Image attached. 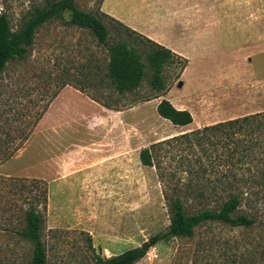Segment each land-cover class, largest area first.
Here are the masks:
<instances>
[{"label": "rangeland", "instance_id": "rangeland-1", "mask_svg": "<svg viewBox=\"0 0 264 264\" xmlns=\"http://www.w3.org/2000/svg\"><path fill=\"white\" fill-rule=\"evenodd\" d=\"M100 2L75 0L80 10L92 13L100 11ZM43 4V0H0V15L7 14L13 31H18L33 6ZM70 19L71 13L66 12L43 25L27 58L10 62L0 76V264H31L33 245L19 235L26 227L30 190L33 195L47 190V209L37 206L46 216L49 264H90L86 232L98 253L112 257L167 230L170 213L162 184L156 170L144 167L139 159L141 149L169 138L173 126L156 110L164 97L176 106L188 107L198 129L264 112V25L250 27L247 42L223 44L216 57L196 60V66L183 74L179 62L168 64L167 90L163 97L154 98L157 92L150 84V72L135 92L117 93L107 75V48L91 30L70 24ZM105 22L110 45L128 40L144 48L139 38L127 36L116 21L105 18ZM66 84L115 109H131L135 124L129 134L137 140L136 160L120 164L118 171L100 172L102 185L63 182L50 187L49 171L42 170L43 162L34 161L42 154L48 158L49 152L47 140L34 139V130L51 99ZM242 138L254 152L263 153L264 145L255 147V143L258 138L264 143V132L260 137ZM208 147L213 156L224 151ZM195 155L191 156L194 160L202 157L204 166H209L198 147ZM172 160L169 155L163 163L171 170L177 165ZM239 166L231 171V166L214 164L198 177L193 192L184 197L186 211L193 214L204 207L215 208L234 190L244 193L243 213L257 219L254 227L210 222L198 228L194 238L160 242L137 264H264V173L257 161ZM64 175L62 171L59 177ZM32 180L43 184L32 186Z\"/></svg>", "mask_w": 264, "mask_h": 264}, {"label": "trees", "instance_id": "trees-1", "mask_svg": "<svg viewBox=\"0 0 264 264\" xmlns=\"http://www.w3.org/2000/svg\"><path fill=\"white\" fill-rule=\"evenodd\" d=\"M43 1V6H33L18 31H13L7 14L0 15V76L10 62L27 58L30 48L34 45L36 33L43 25L61 17L66 12L71 13L70 24L91 30L98 41L107 48L110 54L107 75L119 94L125 95L138 90L150 72V84L157 92L154 98L163 97L167 90V78L164 74L167 65L175 61L179 62L181 74L188 65L186 58L114 19L127 36L139 38L144 48L129 44L128 40L116 41L110 45L108 40L110 31L105 22V18L110 17L100 11L98 13L82 11L76 6L75 0ZM91 98L108 109H115L106 102L92 96ZM157 112L160 117L174 126H187L194 121L190 111L177 109L167 99L159 103ZM263 132L264 112H260L187 131L143 148L139 154L140 162L144 167L154 168L157 172L170 213V225L165 232L152 236L141 246L112 257H104L98 253L93 246L92 236L86 232L90 264H137L148 255L151 248L160 242L178 238H194L196 230L210 222L228 224L233 228L254 227L257 219L243 213L244 193L242 192L233 190L228 199L215 208L204 207L193 214L186 211L184 197L193 192L196 179L205 176L214 164L231 166L233 171L237 167L240 169L239 165L257 161L261 166L260 171L264 173V158H262L264 151L263 153L254 152L253 147L242 138L244 136L260 137ZM258 139L255 147L263 146L264 143L260 138ZM208 146L216 152L217 147H221L224 151L218 156H213ZM196 147L199 148L203 157L209 160V166H204L202 157L194 160ZM169 155H173L172 161L177 160L173 170L171 166L167 167L163 164L164 159ZM222 157L225 158L224 161L221 160ZM22 181L27 182L28 179H22ZM30 183L32 186H37L43 184V181L32 180ZM32 195L33 191L30 190L29 197H26V200L31 201L24 216L26 227L19 232V235L33 245L31 264H49L44 236L46 216L37 206L41 204L43 210L47 209V190L43 189L39 194Z\"/></svg>", "mask_w": 264, "mask_h": 264}, {"label": "crops", "instance_id": "crops-1", "mask_svg": "<svg viewBox=\"0 0 264 264\" xmlns=\"http://www.w3.org/2000/svg\"><path fill=\"white\" fill-rule=\"evenodd\" d=\"M99 10L186 58L184 72L195 67L196 60L216 57L223 44L247 42L249 28L264 25V0H101ZM194 123H171L168 137L198 129ZM134 124L131 109H108L82 89L66 84L51 99L34 130V139L47 140L49 148L48 158L42 154L34 161L43 162L42 170L49 171L50 187L63 182L102 185L100 172L118 171L120 164L136 160L137 140L129 134Z\"/></svg>", "mask_w": 264, "mask_h": 264}, {"label": "water", "instance_id": "water-1", "mask_svg": "<svg viewBox=\"0 0 264 264\" xmlns=\"http://www.w3.org/2000/svg\"><path fill=\"white\" fill-rule=\"evenodd\" d=\"M183 85H184V84H183L182 81H180V82L178 83V87H179V88L183 87Z\"/></svg>", "mask_w": 264, "mask_h": 264}]
</instances>
